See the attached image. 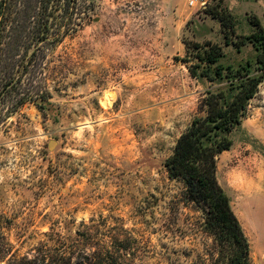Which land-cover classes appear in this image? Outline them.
I'll return each instance as SVG.
<instances>
[{
  "label": "rangeland",
  "instance_id": "374dc122",
  "mask_svg": "<svg viewBox=\"0 0 264 264\" xmlns=\"http://www.w3.org/2000/svg\"><path fill=\"white\" fill-rule=\"evenodd\" d=\"M96 1L92 19L56 48L55 110L45 118L27 104L0 124V234L19 257L63 243L73 264L85 251L84 264H97L121 241V264H184L203 251L188 223L200 214L183 202L165 161L204 115L207 91L220 86L216 68L264 75L260 49L226 44V30L206 11L219 0L197 8L189 0ZM224 5L236 35L256 31L253 17L264 27V0ZM208 41L223 55L194 76L188 47ZM217 177L249 240L250 263L264 264V78L234 145L220 155ZM177 219L184 239L171 231Z\"/></svg>",
  "mask_w": 264,
  "mask_h": 264
},
{
  "label": "trees",
  "instance_id": "16d2710c",
  "mask_svg": "<svg viewBox=\"0 0 264 264\" xmlns=\"http://www.w3.org/2000/svg\"><path fill=\"white\" fill-rule=\"evenodd\" d=\"M96 4V0H0V124H5L27 104L37 105L45 118L55 110L51 99L62 87L61 81L51 73L56 48L92 19ZM206 11L226 30L227 45L239 49L247 41L258 45L256 63L264 72L261 22L253 17L250 22L256 31L250 36H239L235 17L224 0L209 5ZM234 35L237 41H233ZM194 48L197 53L193 52ZM222 55V48L208 41L189 46L185 60H197L190 69L197 76L198 68L202 67L203 72L210 69ZM215 74L221 80L220 86L215 92L207 91L201 101L204 115L196 117L182 133L165 161V169L170 180L183 186V202L192 212L200 214L193 223L188 218V223L197 232L203 251L194 252L195 257L184 264H251L249 240L230 196L219 182L217 168L220 155L231 149L235 134L242 130L250 101L256 96L264 75H252L243 66L237 70L229 68L228 72L218 66ZM177 198L171 201L174 207L182 202ZM178 219L173 221L171 231L184 239L187 232L178 225ZM80 235L87 241L92 238L89 232ZM60 247H45L32 258L19 257L0 234V262L73 264L74 252L67 251L63 243ZM84 254L76 258L78 264L89 260V254L86 251ZM98 258L97 264H121V241H117L114 253L109 251Z\"/></svg>",
  "mask_w": 264,
  "mask_h": 264
},
{
  "label": "built area",
  "instance_id": "2783aa9c",
  "mask_svg": "<svg viewBox=\"0 0 264 264\" xmlns=\"http://www.w3.org/2000/svg\"><path fill=\"white\" fill-rule=\"evenodd\" d=\"M207 4L206 0H189V6L191 8L203 7Z\"/></svg>",
  "mask_w": 264,
  "mask_h": 264
}]
</instances>
